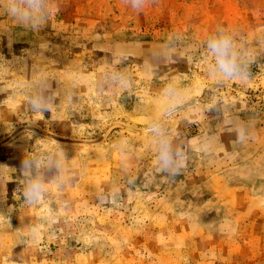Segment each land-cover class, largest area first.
Listing matches in <instances>:
<instances>
[{"label":"rangeland","instance_id":"obj_1","mask_svg":"<svg viewBox=\"0 0 264 264\" xmlns=\"http://www.w3.org/2000/svg\"><path fill=\"white\" fill-rule=\"evenodd\" d=\"M50 12L36 33L0 11V165L9 167L0 169V211L14 207L13 227H0V264H264V0H148L140 10L128 0H51ZM217 25L249 53V79L210 77L205 42ZM177 38L172 59L154 55ZM45 44L55 65L39 56ZM114 55L132 87L98 92L96 76ZM67 66L86 73L74 105L57 95L58 111L30 116L24 97L9 95L40 68L60 93ZM172 80L186 96L163 118ZM224 108L251 121L246 143H234ZM158 112L188 154L175 177L154 171L145 128ZM209 135L215 144L205 155L199 145ZM36 138L43 152L57 142L66 152L63 192L45 188L54 214L13 195ZM44 172L59 175L54 166ZM109 192L115 203L103 199ZM23 223L39 225L35 241L19 242Z\"/></svg>","mask_w":264,"mask_h":264},{"label":"clouds","instance_id":"obj_2","mask_svg":"<svg viewBox=\"0 0 264 264\" xmlns=\"http://www.w3.org/2000/svg\"><path fill=\"white\" fill-rule=\"evenodd\" d=\"M131 7L136 10L142 9L148 0H128ZM51 9V0H0V11L9 16L15 24L26 30L38 33L47 26ZM179 38L170 40L162 47L158 55L166 60L172 59L176 53ZM50 45H41L39 56L42 59L50 60L53 65L56 60L46 56L50 50ZM27 52L28 50H23ZM205 56H210L213 62L209 65V75L218 82L224 80H247L250 78L249 72V53L239 45L235 35L221 25H217L205 42ZM27 60L25 59V63ZM122 57L114 55L107 66H101L102 71L96 76V88L98 92H104L107 88L119 86L122 90L132 87V77L126 68H121ZM35 67V66H34ZM68 74V79L64 82L60 93L53 90V81L46 74L43 68L35 70L33 74L26 78L22 88L10 89L9 95L13 98L23 96L25 103L23 110L30 116L45 117L44 113H53L59 110L57 95L63 96V101L68 105H74L76 100V86L79 77L85 75L83 68L67 66L63 69ZM2 91V89H0ZM168 97L163 111V118H167L176 110V106L184 102L186 91L178 87L174 80L170 81L165 89ZM226 114L225 124L228 130L235 133L234 143H246L251 136V121H243L239 117H232L227 108L222 109ZM145 132L150 138V145L155 152V173L163 174L164 177H175L186 167L188 154L181 150L176 143V137L169 131L163 123L161 114L158 112L147 117ZM37 122V121H36ZM36 122H29L34 125ZM47 123V121H45ZM13 125L11 124V130ZM31 132V131H30ZM31 139L34 135L31 132ZM45 139L36 138L31 151H25L24 158L19 165L20 182L13 190V195H18L22 207L44 206L47 207L49 214H54L57 209L53 201L46 198L45 188L49 184H56L57 191L62 193L64 189L60 178L64 174L63 164H66V152L57 142V148L51 152H43L35 147L37 142L43 143ZM127 140L118 141L117 147L123 150L127 146ZM215 144V136L204 137L199 145L202 154H209ZM63 161V164H62ZM58 170L59 175L51 180L46 179L44 169L51 170L52 167ZM9 168L0 165V169ZM15 171H17L15 169ZM130 184L134 180L129 181ZM118 194L106 193L103 199L115 203ZM14 207L9 206L7 211H0V227L4 222L8 228H12L11 214ZM55 223V221H53ZM14 231L20 234V243L35 241L38 236L39 225L32 223L22 224ZM18 264V261H13Z\"/></svg>","mask_w":264,"mask_h":264}]
</instances>
